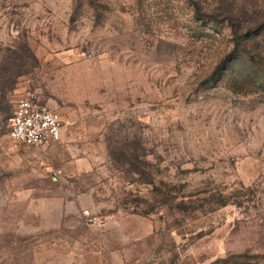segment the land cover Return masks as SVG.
I'll list each match as a JSON object with an SVG mask.
<instances>
[{"label":"rangeland","instance_id":"374dc122","mask_svg":"<svg viewBox=\"0 0 264 264\" xmlns=\"http://www.w3.org/2000/svg\"><path fill=\"white\" fill-rule=\"evenodd\" d=\"M194 1L0 0V264H264V0Z\"/></svg>","mask_w":264,"mask_h":264},{"label":"built area","instance_id":"2783aa9c","mask_svg":"<svg viewBox=\"0 0 264 264\" xmlns=\"http://www.w3.org/2000/svg\"><path fill=\"white\" fill-rule=\"evenodd\" d=\"M63 128L61 114L43 103L36 93H28L17 100L9 119L10 137L30 147L58 141Z\"/></svg>","mask_w":264,"mask_h":264},{"label":"trees","instance_id":"16d2710c","mask_svg":"<svg viewBox=\"0 0 264 264\" xmlns=\"http://www.w3.org/2000/svg\"><path fill=\"white\" fill-rule=\"evenodd\" d=\"M198 12H201V9L199 7H198ZM255 38H256L255 34L251 32L236 34L235 36L236 46L240 48V50H244L243 49L245 48L244 45L247 42L254 40ZM257 64L260 66L261 71H262L260 74L261 80L258 82H255L256 80L251 75H248L247 77H242L243 79L239 81L240 82L238 85L239 88L259 89V88L264 87V58L259 59ZM0 111L4 119H7L8 117H11L13 115V109H11V107L7 104V101H6L5 86H3L1 82H0Z\"/></svg>","mask_w":264,"mask_h":264}]
</instances>
